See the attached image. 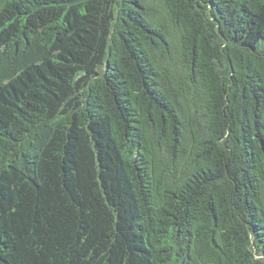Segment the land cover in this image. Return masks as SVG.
<instances>
[{
    "label": "trees",
    "instance_id": "1",
    "mask_svg": "<svg viewBox=\"0 0 264 264\" xmlns=\"http://www.w3.org/2000/svg\"><path fill=\"white\" fill-rule=\"evenodd\" d=\"M0 264H264V0H0Z\"/></svg>",
    "mask_w": 264,
    "mask_h": 264
}]
</instances>
